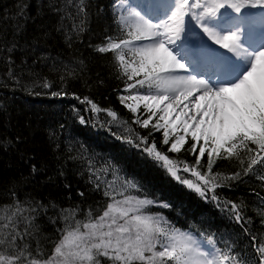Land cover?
I'll list each match as a JSON object with an SVG mask.
<instances>
[{
  "label": "snow or ice",
  "instance_id": "6c2138e0",
  "mask_svg": "<svg viewBox=\"0 0 264 264\" xmlns=\"http://www.w3.org/2000/svg\"><path fill=\"white\" fill-rule=\"evenodd\" d=\"M68 5L76 10L74 14L66 13L73 20L71 32L65 33L70 41L72 34L78 36L86 30L88 5L84 0H66L64 7ZM27 7V3L18 5L17 17L23 18L24 23L14 25L11 37L0 32L5 71L16 84L20 78L16 75L14 53L21 48L19 37L25 24L34 20L25 15ZM112 7L119 34L105 33L94 51L112 54L117 79L124 83L123 93H131L119 94L120 102L134 115L141 108L147 115L145 119L135 115L134 122L144 129L163 130L162 143L170 146L167 152L161 151L154 139L149 142L151 132L148 136L134 135L132 130L112 135L139 149L167 175L202 198L216 202L217 207L221 205L215 190L224 186L221 181L243 183L245 177L255 176L264 183V175L257 174L258 169H264V26L257 43L249 12L251 8L264 9V0H169L162 6L148 4L149 12L132 7L129 0H114ZM49 10L64 20L61 6L54 2ZM55 30L62 31L63 24ZM189 34L199 38L188 39ZM47 35L44 31L40 38ZM34 43L38 44L39 39H34ZM38 59L49 57L42 54ZM74 74L66 70L67 76ZM60 79L63 81L65 75ZM42 84L45 88L52 86L47 78ZM51 94L80 99L75 93L64 91ZM82 102L88 103L93 112L106 111L113 118L109 123L119 119L115 111L101 109L87 96ZM79 120L87 123L83 116ZM189 139L190 147L185 149ZM15 140L20 141L21 137ZM182 150L194 156L193 164L185 161L181 167V162L168 154ZM205 157L207 163L202 165ZM218 159L235 161L238 166L230 175L214 172ZM86 162L89 181L97 190L104 185L103 195L108 201L102 211L93 216L90 210L87 219L80 221L75 219V209L62 210L66 226L50 252L43 253L39 241L35 251L24 242L34 235L33 217H22L27 226L21 230L18 225L24 209L15 199L4 206L0 221V264H101V258L110 264H264V234L259 242L251 234L243 202L228 200L224 207L249 237L251 261L243 249L226 244L225 251L217 247L211 234L201 243L192 231L178 229L162 214L146 211L154 204L162 208L170 205L147 195L126 194L130 189L142 190L134 179L121 180L117 190L119 170L114 165L97 169L91 158ZM201 167L205 170L201 171ZM32 171H37L35 164ZM109 171L113 179L102 180ZM181 172L191 173L196 181L182 178ZM11 194L16 196L15 192ZM259 198L264 200V196ZM41 207L36 204L28 211ZM260 215L264 217V211Z\"/></svg>",
  "mask_w": 264,
  "mask_h": 264
},
{
  "label": "trees",
  "instance_id": "16d2710c",
  "mask_svg": "<svg viewBox=\"0 0 264 264\" xmlns=\"http://www.w3.org/2000/svg\"><path fill=\"white\" fill-rule=\"evenodd\" d=\"M54 2L61 6L63 21L49 10ZM22 3L28 5L25 15L34 20L29 19L25 24V30L19 37L21 48L14 53L19 84L7 75L4 56L0 53V221L5 213L4 206L18 199L24 209L20 214V229L27 226L22 217H33L34 235L24 242L35 245L36 249L39 241L40 250L49 253L67 223L62 210L75 209V219L85 221L90 210L96 216L108 201L103 195L104 185L101 184V189L97 190L89 181L86 161L91 158L97 169L110 164L119 170L117 190L121 180L134 179L142 190L127 193L166 201L170 207L154 210L160 211L171 225L192 231L204 241L211 234L218 242L217 247L227 251L225 245L230 244L237 250L243 249L251 261L253 252L249 237L231 218L224 202H243L245 218H250L246 226L259 242L261 234H264V224L261 223L264 217L260 215L264 211V200L259 198L264 196V183L255 176L245 177L243 183L221 181L224 186L215 190L221 205L217 207L216 202L202 198L193 189L167 175L139 149L112 135L113 132L127 134L128 130H132L134 135L141 131L144 136L151 132L149 142L154 139L164 152L169 147L162 143L161 131L144 129L134 122L135 115L147 118L143 109L134 115L118 99V95L123 93L124 83L117 79L112 54L94 51V46L101 42L105 33L119 34L114 22V1L84 0L88 5L86 30L78 36L72 34L70 41L65 33L71 32L73 20L66 13L74 14L76 10L71 5L65 8L66 0H0V32L11 37L14 25L24 23L23 18L17 17L18 5ZM61 24L63 30L56 31ZM44 31L48 35L40 38ZM34 39H39V43L35 44ZM26 41L34 46L29 48ZM42 54L49 59H38ZM22 60L27 64H22ZM66 70L75 74L67 76ZM61 75H65L63 81ZM44 78L51 82L50 88L43 87ZM58 91L75 93L80 99L51 94ZM85 96L101 109L115 111L119 119L109 123L113 118L106 111L93 112L88 103L82 102ZM81 116L87 123H80ZM63 128L67 129L65 138L59 134ZM18 136L20 141L15 140ZM190 144L189 139L185 149ZM168 154L181 162V167L185 161L194 163V156L185 150ZM206 163L205 157L202 165ZM33 164L37 167L36 172L32 171ZM237 166L235 161L218 159L213 171L230 175ZM257 174L264 175V169H258ZM180 175L191 179L182 172ZM101 179L111 181L113 173L109 171ZM12 192L16 193L15 197ZM80 192L84 195L80 196ZM36 204L43 207L30 213L28 209ZM40 214L44 218H40ZM109 263L101 258V264Z\"/></svg>",
  "mask_w": 264,
  "mask_h": 264
},
{
  "label": "rangeland",
  "instance_id": "374dc122",
  "mask_svg": "<svg viewBox=\"0 0 264 264\" xmlns=\"http://www.w3.org/2000/svg\"><path fill=\"white\" fill-rule=\"evenodd\" d=\"M169 2V0H129V4L132 6V7H134V8H137L138 10H143V11H145V12H149V11H151L149 8H148V4H156V5H158V6H162V5H164V4H166V3H168ZM159 10L160 11H163V8L162 7H159ZM264 10V9H263ZM254 11V17H256L257 16V12H261L260 10H258V8H251V9H249V12L250 13H252ZM257 11V12H256ZM264 17V14L263 15H258V18H259V20H261L262 18ZM250 19H251V17H250ZM262 26H264V24H260L259 25V30H260V28L262 27ZM143 108H141V110H142ZM154 120H155V118H154ZM154 120H153V122H154ZM161 131V133H162V135H163V130H160ZM182 174H185V176H187V177H190L194 182L196 181V178L194 177V176H192L191 175V173H184V172H182ZM126 194H129V193H126ZM119 198V197H118ZM152 206V205H151ZM150 207V206H149ZM148 207V208H149ZM146 209V211H148V212H150L149 211V209ZM151 213V212H150ZM155 213H158V212H155ZM154 213V214H155ZM161 214V213H160ZM199 240V239H198ZM199 241H201V240H199ZM202 243V242H201Z\"/></svg>",
  "mask_w": 264,
  "mask_h": 264
},
{
  "label": "bare ground",
  "instance_id": "6f19581e",
  "mask_svg": "<svg viewBox=\"0 0 264 264\" xmlns=\"http://www.w3.org/2000/svg\"><path fill=\"white\" fill-rule=\"evenodd\" d=\"M258 10H263V9H261V8H258ZM264 11V10H263ZM263 11H261V14L260 15H263ZM254 34H255V38H257V39H259L260 37H257V32L255 31L254 32ZM260 36V35H259ZM66 131H67V129L66 128H63V129H61V132H59V134H61L64 138H65V136H66ZM140 136H144V134H143V132H141V131H139V133H138ZM44 215H45V213L44 212H42ZM41 215L42 214H40L39 216H40V218H44V217H41ZM36 218H37V216H36ZM35 218V219H36ZM35 245H29V247L33 250V251H35L36 249H35V247H34ZM110 264V263H109Z\"/></svg>",
  "mask_w": 264,
  "mask_h": 264
}]
</instances>
